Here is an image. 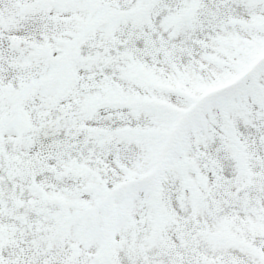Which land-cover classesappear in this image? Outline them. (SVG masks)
Here are the masks:
<instances>
[{
  "label": "snow or ice",
  "instance_id": "snow-or-ice-1",
  "mask_svg": "<svg viewBox=\"0 0 264 264\" xmlns=\"http://www.w3.org/2000/svg\"><path fill=\"white\" fill-rule=\"evenodd\" d=\"M0 264H264V0H0Z\"/></svg>",
  "mask_w": 264,
  "mask_h": 264
}]
</instances>
